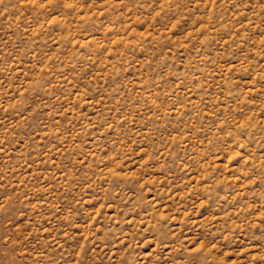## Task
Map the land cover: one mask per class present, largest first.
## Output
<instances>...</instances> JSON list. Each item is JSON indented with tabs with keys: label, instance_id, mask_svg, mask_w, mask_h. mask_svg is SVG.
<instances>
[{
	"label": "rangeland",
	"instance_id": "1",
	"mask_svg": "<svg viewBox=\"0 0 264 264\" xmlns=\"http://www.w3.org/2000/svg\"><path fill=\"white\" fill-rule=\"evenodd\" d=\"M0 264H264V0H0Z\"/></svg>",
	"mask_w": 264,
	"mask_h": 264
}]
</instances>
